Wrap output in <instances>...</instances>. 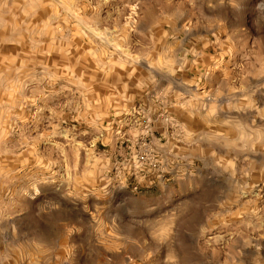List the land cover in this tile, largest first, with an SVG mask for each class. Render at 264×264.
Instances as JSON below:
<instances>
[{
    "label": "rangeland",
    "instance_id": "rangeland-1",
    "mask_svg": "<svg viewBox=\"0 0 264 264\" xmlns=\"http://www.w3.org/2000/svg\"><path fill=\"white\" fill-rule=\"evenodd\" d=\"M0 264H264V0H0Z\"/></svg>",
    "mask_w": 264,
    "mask_h": 264
},
{
    "label": "built area",
    "instance_id": "built-area-1",
    "mask_svg": "<svg viewBox=\"0 0 264 264\" xmlns=\"http://www.w3.org/2000/svg\"><path fill=\"white\" fill-rule=\"evenodd\" d=\"M137 164L138 167H147L149 169H155L157 164L152 157L148 156L147 154H138L135 156V165Z\"/></svg>",
    "mask_w": 264,
    "mask_h": 264
}]
</instances>
